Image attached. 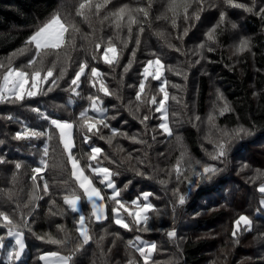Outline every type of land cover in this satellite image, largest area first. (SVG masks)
Segmentation results:
<instances>
[{"label":"snow or ice","instance_id":"1","mask_svg":"<svg viewBox=\"0 0 264 264\" xmlns=\"http://www.w3.org/2000/svg\"><path fill=\"white\" fill-rule=\"evenodd\" d=\"M161 9L154 12L153 0L135 4L128 0H81L74 13L64 5L57 6L34 26L21 48L0 58V104H27L42 122L28 127L11 113L3 117L21 124L12 139L28 141L35 151L31 164L9 159L3 147L6 140L0 139V168L10 173L7 186L0 188V264H183L184 236L178 227L189 201L230 171L239 175L249 169L252 175L245 176L246 182H258L252 189L253 194L258 193L253 215L239 214L228 231L233 248L245 233H255L261 249L255 260L247 259L249 264H264V165L253 167L247 157L238 159L245 144L258 135L264 137V79L259 88L255 83L251 86L259 118L255 113L242 117L220 88L215 89V98L203 117L196 111V102L193 100L189 108L185 99L188 70L201 61L202 68L215 63L210 54L218 50L223 61L226 44L232 49L228 59L238 57L225 64L226 68L234 70L241 63L239 57L245 64L250 58L254 74L264 76V41L255 42L232 19L243 15L258 18L264 33V0H166ZM73 15L88 24L90 34L82 33ZM155 21L170 25L174 35L153 28ZM197 22L199 42L185 47V37ZM106 27L110 31L106 32ZM146 29L163 40L175 64L165 65L163 56L152 51L147 40L143 41L146 59L138 61ZM78 36L88 40V48L74 60L70 53L77 48ZM125 51L129 53L126 63ZM21 55L26 62L15 65L14 58ZM101 60L110 67L113 79L116 69L121 70L116 90L107 86L109 73L101 71ZM134 64H139L142 72L138 68L136 83L126 85L132 94L125 102L124 78ZM166 69L183 82L169 80ZM169 87L175 90L171 95ZM59 93L67 94L63 104L56 103L62 98ZM44 97L50 105H42ZM108 97L113 99L106 105ZM169 99L176 110L170 111ZM78 100L86 101V106L79 104L76 114L65 116L59 111L77 105ZM121 110L136 125L124 118ZM184 123L197 130L201 156L190 151L179 132ZM34 140L39 144L32 143ZM121 140L129 142L131 150ZM158 144L165 145L164 151L155 150ZM125 173H131V178ZM22 174L31 181L26 199L17 187ZM141 183L159 185L163 195L146 188L133 192ZM230 202L221 193L218 199L205 201L203 210H194V215L216 212ZM41 212L49 221L48 230L37 232L34 226L42 218ZM149 233H158L159 239H146L144 234ZM29 237L42 242L34 246L31 255ZM165 253L167 259L158 258ZM228 254L224 251L223 261L216 259L210 264H227Z\"/></svg>","mask_w":264,"mask_h":264},{"label":"trees","instance_id":"2","mask_svg":"<svg viewBox=\"0 0 264 264\" xmlns=\"http://www.w3.org/2000/svg\"><path fill=\"white\" fill-rule=\"evenodd\" d=\"M80 2L81 0H0V58L8 56L17 48H21L27 40L29 34L32 32L34 26L40 21L45 20L54 8L64 5L68 11L74 13L75 7L78 6ZM128 2L135 4L143 2V0H128ZM113 3H116V0H113ZM153 3L154 12H156L157 10H162L161 5L166 3V0H153ZM72 18L76 19L77 23L81 27L82 33H91V29L88 27V24L80 22L82 18L75 17L74 15ZM232 19L236 20L241 28L246 29L244 34L251 36L255 42L259 44V42L264 41V33H261L258 18L251 15H243L241 17L233 16ZM178 23H180V21H178ZM199 27V22H197V26L190 29L189 35L185 37V47H191L199 42L197 39V37L200 36V32L198 31ZM153 28L162 29L166 33L171 32L174 35L170 25L166 24L164 21H155ZM105 31L108 32L110 30L106 27ZM98 34L99 31L97 30V35ZM89 38H91V36H89ZM167 39L172 40V35H168ZM144 40H147V43L152 51H155L163 56L165 65L169 62L173 64L176 63L175 60L169 59L170 50L164 46L163 40L158 39L155 35H151L147 29L142 37L141 50L137 52L138 61H144L147 56L143 45ZM228 43L230 44L232 41H229ZM76 44V50L70 53L74 60L88 48V40L78 36ZM81 45H84V47L81 48ZM129 47L131 48L132 45L130 44ZM222 51L224 56L223 61H221L220 50H218L216 53L210 54L212 59L216 61L215 63L207 64L204 68H202L201 65L204 64V62L201 61V64H196L188 70L189 79L187 82V88L190 90V93L187 92L185 99L189 103V108L192 107V101L194 100L196 102L197 113L203 117L208 111L210 100L214 97V88L219 87L228 99L236 104L237 111L242 117H247L250 113H255L256 117L259 118L261 113L258 110L257 101L251 97V86L255 83L256 87L259 88L264 76L254 74L251 67L253 61L250 58L245 64L244 58L239 57L241 63L237 64L234 70H229V68H226L224 65L232 63L238 59V57L233 56L232 60L228 59L232 52V49L228 46V44L225 45ZM25 55L15 57L13 63L15 65H19L20 63L26 62ZM128 56V51H125L123 62L126 63ZM180 60H183V57H180ZM259 62L260 53L257 52V67H259ZM99 65L101 67V71L109 73L106 77L109 89L116 90L117 81L119 80V72L121 70L116 69V79H113L110 67L104 64L102 60L99 61ZM73 67H75V64H73ZM138 68L139 71L142 72V67H140L139 64H134L128 76L124 78L125 86L122 89V94L125 97V102L132 94V90L127 88L126 85L136 83ZM71 72L72 69H69V75H71ZM165 72L169 77V80L172 82H183L180 77L170 74L167 69ZM254 75L255 80H253ZM151 80L152 78L149 77V81ZM156 83L158 82H153V84ZM92 91L94 92L95 89H92ZM173 92H175V90L169 87L170 95ZM59 95L62 98L57 99L56 103H65L67 94L59 93ZM100 95L104 98L103 93ZM49 96H52V94H49ZM112 99V97L106 98L105 104L107 105L108 100ZM113 102L115 101L113 100ZM41 103L44 106H48L51 101L48 97H44ZM262 103H264V101H262ZM79 104H84L86 106V101L78 100L77 105L60 109L59 111L65 116L69 114H76L78 112ZM169 104L172 106L170 111L176 110V106L171 99ZM48 110L52 111L51 107H49ZM8 113H11L15 117H19L21 121H25L28 127H34L42 122L38 119L35 113L28 110L27 104L24 107H20L18 104H0V139L6 140V146H3L4 151L9 154V159H20L24 160L28 164H31L33 159L31 153L35 151V149L26 140L18 141L12 139L15 132L21 130V124L3 119V117ZM110 114L112 113L110 112ZM121 115L124 118L129 119L133 125H136L137 122L132 121L126 111L121 110ZM221 121H223V118H221ZM115 123L116 122L113 121V124ZM132 130H136L135 127H133ZM178 130L184 136L185 143L190 151L196 156H201L202 153L200 151V140L198 139L197 130L187 123L182 124ZM202 134L203 133L201 132L199 135ZM32 143L38 145L39 141L34 140ZM120 143L124 144V147L128 150H131V148H129V142L121 140ZM100 144L107 152V145H105L103 141H101ZM205 146L207 147L208 145L206 144ZM154 148L156 151H164L165 145H154ZM242 157H247V162L253 167H260L264 165V137L258 135L253 138L251 142L245 144V147L241 149L240 153H238V159ZM161 167H163V165H161ZM124 175L131 178L132 174L125 173ZM246 175H252L250 169L239 175H237L235 171H230L224 178L218 180L215 185L209 186L204 192L189 201L187 213L181 216L178 227V233L184 236L182 244L183 264H210L212 260L216 259L223 261L224 251L229 253L227 256V264H249L247 259L249 257H252V259L255 260V253L259 252L261 249L260 242L254 239L255 233H245L241 239V243L233 248L228 231L232 226L231 221L236 216L239 214L252 216L256 206L258 193L253 194L252 189L258 186V182L257 185L247 183L245 180ZM9 176L10 173H8L6 169L0 168V188L7 186ZM134 184H136V181H134ZM30 185L31 181L28 176L22 174L19 177V184L17 186L18 189L22 190L19 193L22 199H26ZM140 188L155 190L157 195H163L158 190L159 185L154 183H141L137 185V188L132 189V191L135 192ZM221 193L227 195L231 201L226 208H220L216 212L201 215L199 217L194 215V210H203L201 206L205 201L218 199ZM221 203H223V201H221ZM211 206L217 207L216 204H211ZM41 217L42 218L39 219L37 224L34 226V229L37 232L41 230H48L49 221L46 217H43V212H41ZM53 219L59 220L60 218L55 217ZM161 224H163V221H161ZM241 231H243V229H241ZM144 235L146 239H159L158 233H149ZM125 238L127 239L128 237ZM27 243L30 250L29 254L31 255L35 252L34 246H40L42 242L29 237ZM165 246L170 250H174L170 245ZM122 255L123 253L121 252V256ZM158 258L161 260L167 259V254L165 253L160 255ZM116 259H120V256H117Z\"/></svg>","mask_w":264,"mask_h":264},{"label":"rangeland","instance_id":"3","mask_svg":"<svg viewBox=\"0 0 264 264\" xmlns=\"http://www.w3.org/2000/svg\"><path fill=\"white\" fill-rule=\"evenodd\" d=\"M165 75L167 76V74H166V72H165ZM169 78V77H168ZM27 87V86H26ZM217 87H215L214 88V91H213V93H214V97L210 100V102H209V107H208V110H209V108H210V106H211V101L215 98V89H216ZM219 88V87H218ZM221 90V89H220ZM222 91V90H221ZM187 92L188 93H190V90L187 88ZM168 104L170 103V99H169V101L167 102ZM170 105V104H169Z\"/></svg>","mask_w":264,"mask_h":264}]
</instances>
